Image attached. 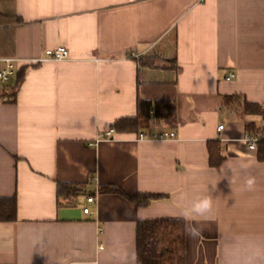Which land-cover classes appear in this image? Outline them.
<instances>
[{
	"label": "crops",
	"instance_id": "0c3cea01",
	"mask_svg": "<svg viewBox=\"0 0 264 264\" xmlns=\"http://www.w3.org/2000/svg\"><path fill=\"white\" fill-rule=\"evenodd\" d=\"M58 47L69 60L37 62ZM3 58L26 67L15 102L0 101V198L18 201L17 221L0 223V264H136L139 221H186L205 196L212 212L187 217L201 231L186 235V264H264V158L244 141L264 120L222 106L239 95L264 107V0H0ZM139 101L176 107L140 133L177 137L97 140ZM58 182L82 192L61 200ZM101 185L164 199L139 207Z\"/></svg>",
	"mask_w": 264,
	"mask_h": 264
},
{
	"label": "trees",
	"instance_id": "16d2710c",
	"mask_svg": "<svg viewBox=\"0 0 264 264\" xmlns=\"http://www.w3.org/2000/svg\"><path fill=\"white\" fill-rule=\"evenodd\" d=\"M12 23H20L22 19L16 15L10 16ZM26 67V66H25ZM25 67H21V72ZM19 70V71H20ZM21 79V80H20ZM22 75L19 74V82ZM15 88L3 91L1 102H15ZM160 103L138 102V114L134 118L120 119L113 125L117 134H139L142 132L143 123L151 117L173 118L176 107L166 104L168 112H162ZM222 106L233 109L237 113L245 115H258L264 120V110L258 105L247 102L239 95L222 97ZM247 132L254 133L264 131V127L257 128L253 123H246ZM209 165L218 168L225 160L220 142H209ZM258 156L264 158V143L258 146ZM81 188L67 183H57V195L61 200H70L76 197ZM99 194L119 195L127 201L139 206L146 207L153 202L164 199L158 194L128 195L117 186H99ZM17 196L0 198V223H11L18 219ZM186 221L177 219L141 220L136 228V264H186V234L184 231Z\"/></svg>",
	"mask_w": 264,
	"mask_h": 264
},
{
	"label": "built area",
	"instance_id": "2783aa9c",
	"mask_svg": "<svg viewBox=\"0 0 264 264\" xmlns=\"http://www.w3.org/2000/svg\"><path fill=\"white\" fill-rule=\"evenodd\" d=\"M70 53L65 47H58L56 49H50L45 52V58L41 60H37V62H45V61H66L69 60ZM0 64L2 67L0 68V99L3 91L9 88L10 82L13 78L16 77L18 71L21 69L23 61L18 58H3L0 59ZM233 77V76H232ZM264 110V107H263ZM224 127L220 126L219 131H223ZM115 134V130L112 128L106 133L102 134L98 137V141L100 140H111L113 139ZM177 137L175 132H165L162 134H153L147 135L146 133H139V140H168L174 139ZM244 141L247 144L248 148L252 151H257L258 146L261 143H264V131L254 132V133H246L244 137ZM85 201L89 205H94L96 203L95 195H88L85 197ZM85 214H90L88 208H84Z\"/></svg>",
	"mask_w": 264,
	"mask_h": 264
},
{
	"label": "clouds",
	"instance_id": "9594fccd",
	"mask_svg": "<svg viewBox=\"0 0 264 264\" xmlns=\"http://www.w3.org/2000/svg\"><path fill=\"white\" fill-rule=\"evenodd\" d=\"M231 183V182H230ZM244 186L247 190H252L255 187V178L248 176L244 180ZM213 209V201L210 197H198L191 206L188 213L185 214L186 223L184 227L185 234L190 238L195 239L200 235V228L187 220L188 216L191 217H206Z\"/></svg>",
	"mask_w": 264,
	"mask_h": 264
}]
</instances>
